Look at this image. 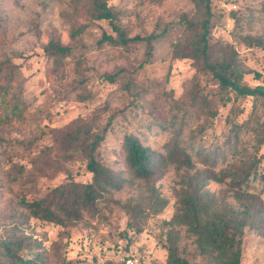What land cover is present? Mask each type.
<instances>
[{
  "label": "rangeland",
  "instance_id": "1",
  "mask_svg": "<svg viewBox=\"0 0 264 264\" xmlns=\"http://www.w3.org/2000/svg\"><path fill=\"white\" fill-rule=\"evenodd\" d=\"M66 2L0 0V10L7 16V38L0 44V56L20 66L28 105L25 122L0 123V241L13 235L30 237L21 254L40 264H123L129 257L137 264H166L165 245L170 244V236L180 256L190 263L218 264L201 251L186 225L171 222L181 212L179 198L187 178L211 170L234 172L238 166L248 163L249 167L258 160V176H251L244 188L261 197L264 210V143L257 145L264 132V100L237 97L232 92L224 103L211 76L199 72L192 59L174 56L175 45L188 34L184 17L197 16L193 0H109L120 10V24L129 37L165 32L152 42V55L147 60L149 46L143 40L127 46L98 45L103 32L116 33L107 21H94L78 42L85 57V85L90 97L80 99L76 93H66L71 77L65 83L48 77L44 52L51 35L70 43L61 17ZM212 7L216 15L212 40L234 46L248 69L245 84H262L255 72L264 76V0H212ZM245 38H251L252 43L248 45ZM109 75H115L114 81ZM197 84L213 101L207 116L199 115L201 106L198 110L189 106ZM176 113L182 139L194 132L204 148L221 146L225 156L210 164L194 157L190 169L169 164L151 184L132 181L116 192V198L135 201L154 187L166 200L160 212L138 224L139 229L128 227L126 211L115 205L95 218L86 217L67 227L28 218L20 206L22 197L40 198L70 180H91L83 157L65 153L60 147L59 129L76 120L91 123L94 131L107 127L100 158L128 177L121 157L125 135L136 134L153 150L164 153V145L173 135L164 128V119L171 121ZM233 124L242 125L237 136ZM231 180H208L205 189L219 204L237 207ZM240 245V264H264V237L258 230L245 229Z\"/></svg>",
  "mask_w": 264,
  "mask_h": 264
},
{
  "label": "trees",
  "instance_id": "2",
  "mask_svg": "<svg viewBox=\"0 0 264 264\" xmlns=\"http://www.w3.org/2000/svg\"><path fill=\"white\" fill-rule=\"evenodd\" d=\"M196 4L197 16L184 17L188 34L176 45L174 56L190 58L199 72L207 74L218 83L221 100H230V93L237 97H259L264 100V76L255 72L262 80L256 87L244 83L248 69L239 59L238 53L231 44L212 40V27L215 12L212 0H193ZM235 16V14H234ZM61 17L68 28L70 43L64 44L59 35H51L44 47L47 59L46 74L56 83L67 82L65 92L76 93L80 99L90 97L86 90L85 57L78 42L82 34L94 21H107L116 33L115 36L103 32L97 41L98 45L109 43L117 46H127L136 41H146L149 46L147 60L152 55V42L164 34H149L146 36L129 37L120 24L121 12L109 0H68L61 11ZM7 38V16L0 10V44ZM248 45L251 38H245ZM254 39V38H253ZM262 45L260 42H253ZM83 48V46H82ZM114 81L115 75H109ZM64 82V83H65ZM25 77L18 64L11 58L0 56V123L26 121L28 105L25 101ZM192 92L189 106L196 110L201 106V113L206 116L211 113V101L201 92L197 84ZM69 90V91H68ZM179 114H174L171 121L164 119V128H169L172 137L164 145V153L153 150L136 134H126L122 143L121 157L128 177L124 172L115 170L105 164L100 158L99 147L105 139L107 127L93 130L91 123L85 124L76 120L58 130L59 145L65 153H78L87 163V169L92 174L88 182L70 180L52 188L40 198L19 200L20 206L27 211L28 218H36L61 226H74L86 217L95 218L105 208L115 205L125 210L129 219L128 227L137 229L138 224L145 221L151 214H157L166 205L153 187L151 192L140 196L135 201L122 200L115 193L122 190L132 181L151 184L160 177L162 171L169 165L190 169L194 166V157L206 164L216 163L225 156L221 146L204 148L197 142L193 132L185 139L181 138L177 128ZM185 122L184 118L181 124ZM241 124H233L232 130L239 135ZM198 128H201L199 126ZM264 137V132H262ZM261 138L258 147L264 143ZM238 166L234 172L226 170L215 172L211 170L204 175L195 174L187 178L180 195V213L176 214L173 224H184L188 231L196 237L201 251L206 252L218 264H240L242 257V236L247 228H254L264 237V210L261 197L247 191L244 187L251 176H258L257 164ZM232 178L231 188L239 206L221 205L213 194L205 189L208 180L223 182ZM139 229V228H138ZM28 236H10L0 241V264H40L34 258L27 259L21 252L30 243ZM166 264H192L181 257L176 242L169 236ZM111 264V263H109Z\"/></svg>",
  "mask_w": 264,
  "mask_h": 264
},
{
  "label": "built area",
  "instance_id": "3",
  "mask_svg": "<svg viewBox=\"0 0 264 264\" xmlns=\"http://www.w3.org/2000/svg\"><path fill=\"white\" fill-rule=\"evenodd\" d=\"M232 7H237L236 3L232 4ZM123 264H137V260L132 257H129L123 260Z\"/></svg>",
  "mask_w": 264,
  "mask_h": 264
}]
</instances>
